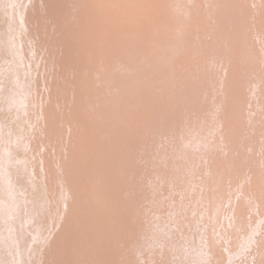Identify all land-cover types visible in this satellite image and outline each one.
Here are the masks:
<instances>
[{
    "label": "rangeland",
    "instance_id": "rangeland-1",
    "mask_svg": "<svg viewBox=\"0 0 264 264\" xmlns=\"http://www.w3.org/2000/svg\"><path fill=\"white\" fill-rule=\"evenodd\" d=\"M0 264H264V0H0Z\"/></svg>",
    "mask_w": 264,
    "mask_h": 264
}]
</instances>
